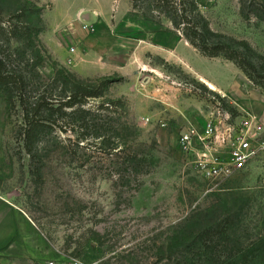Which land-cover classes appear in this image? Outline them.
I'll list each match as a JSON object with an SVG mask.
<instances>
[{"label":"rangeland","instance_id":"rangeland-1","mask_svg":"<svg viewBox=\"0 0 264 264\" xmlns=\"http://www.w3.org/2000/svg\"><path fill=\"white\" fill-rule=\"evenodd\" d=\"M194 1L201 24L264 73V0ZM111 2L104 20L51 31V5L0 0V58L33 95L58 97L64 73L95 81L104 92L88 102L87 121L97 116L108 127L101 137L70 115L31 158L0 86V196L30 216L66 264H264V153L213 184L180 142L191 124L223 115H254L264 127V88L233 62L201 54L153 0ZM60 13L52 19L59 27ZM60 42L65 56L48 46ZM105 143L128 149L143 170Z\"/></svg>","mask_w":264,"mask_h":264},{"label":"trees","instance_id":"trees-1","mask_svg":"<svg viewBox=\"0 0 264 264\" xmlns=\"http://www.w3.org/2000/svg\"><path fill=\"white\" fill-rule=\"evenodd\" d=\"M157 9L165 14L176 28L182 29L190 43L204 56L210 58L223 57L238 66L245 75L256 85L264 88V73L253 63L251 58L242 50L234 48L231 44L220 41L211 31L209 25L197 13V5L189 0H153ZM134 5L138 0H133ZM196 14V15H195ZM39 32L37 33V36ZM65 83L58 97L53 98L45 94L33 95L29 89L27 78L23 73L10 69L8 63L0 58V86L7 92V103L12 115L20 119L16 139L21 143L27 154L34 158L38 143H42L54 129L63 130L64 118L74 115V119L85 122V127H90L98 134H107L108 127L94 116L93 121H87L92 116L86 109L91 99L102 96L104 90L88 83L78 82L69 73H64ZM72 79V80H71ZM68 94V95H67ZM71 110V111H70ZM109 142V141H107ZM112 146V156L125 154L126 163L133 164V171L139 173L142 167H136L139 161L128 149L123 151L116 148L114 143H105ZM115 151V152H114ZM114 152V153H113ZM142 164V163H140ZM139 168V169H137ZM40 173L42 168H36Z\"/></svg>","mask_w":264,"mask_h":264},{"label":"built area","instance_id":"built-area-1","mask_svg":"<svg viewBox=\"0 0 264 264\" xmlns=\"http://www.w3.org/2000/svg\"><path fill=\"white\" fill-rule=\"evenodd\" d=\"M264 127L254 115L239 120L230 115L212 118L199 127L191 124L181 134V147L195 156L200 175L220 184L237 177L264 153ZM72 264H98L75 260Z\"/></svg>","mask_w":264,"mask_h":264},{"label":"crops","instance_id":"crops-1","mask_svg":"<svg viewBox=\"0 0 264 264\" xmlns=\"http://www.w3.org/2000/svg\"><path fill=\"white\" fill-rule=\"evenodd\" d=\"M106 1L111 0L103 2L96 0V7H93L87 0L66 1L63 4H59L58 1L41 0L44 4H49L52 7L46 12L51 31H56L57 28L65 30L66 26L68 28L71 23L83 19L104 20L106 18L104 4ZM57 12H61L60 18L66 21L60 27L52 20ZM48 46L55 54L59 55L58 52H60L61 56H65L68 53L66 52L67 46L63 42H60L58 47L56 46L57 48ZM209 85L216 89L213 84L209 83ZM66 263L67 260L63 254L53 248L30 216L0 196V264Z\"/></svg>","mask_w":264,"mask_h":264}]
</instances>
